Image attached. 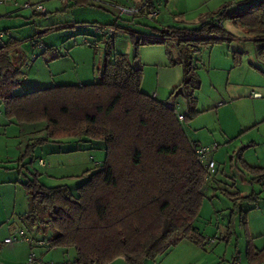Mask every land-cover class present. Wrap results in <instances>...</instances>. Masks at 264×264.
I'll return each mask as SVG.
<instances>
[{
	"label": "rangeland",
	"instance_id": "374dc122",
	"mask_svg": "<svg viewBox=\"0 0 264 264\" xmlns=\"http://www.w3.org/2000/svg\"><path fill=\"white\" fill-rule=\"evenodd\" d=\"M131 1L139 0H88V4L81 6L75 5L74 0H29L31 4H41L43 10L33 14L30 8H20L19 21L9 22L17 25L10 28V36L18 41V51L33 59L31 66L21 65L25 74L22 86L28 82L34 89L40 87L35 82L48 86L71 84L77 79L83 83L97 81V69L107 48L110 53H124L133 68H142L143 92L157 95L160 101H176V110L184 113L180 88L183 63L191 64L189 74H195L200 82L193 95L195 106L201 111L183 122L188 137L198 140L202 147L211 149L216 145L206 158L213 159L219 173L224 170L236 175L235 182L232 177L223 179L218 175L217 178L226 182L220 184L221 189H238L242 196L255 192L256 196L236 199L235 208L222 191L209 189L194 221L198 230L208 237L204 245L181 240L144 264H264V186L262 182L251 181L236 155L240 150L248 164L264 167V51L254 46L244 28L228 18L222 24L230 39L199 45L197 52L194 41L178 42L170 36L157 43H133V38L158 34L153 32V27L192 28L217 10L225 8L230 14L242 0H151L159 11L153 19L145 17L143 12H121L119 7L138 6V2ZM109 25L113 28H108ZM96 27H105L107 32H98ZM32 38L43 46L34 47L35 55L30 49ZM55 55L58 57L49 59ZM2 107L1 104L0 111ZM32 125L40 129L43 123ZM41 135L43 131L19 132L16 125H10L7 131L0 130V212L9 204L17 210L28 205L27 194L19 182L26 179L25 167L39 171L40 180L47 186L67 183L74 191L75 184L82 181L81 174L93 170L104 159L102 141L75 138L34 146L32 157L20 158L33 138ZM31 158L35 161L29 163ZM39 158L45 161V167L38 165ZM248 246L251 260L246 253ZM73 253V249L56 247L45 251L43 259L34 257L43 264H51L50 259L62 263ZM20 264H28V259Z\"/></svg>",
	"mask_w": 264,
	"mask_h": 264
},
{
	"label": "trees",
	"instance_id": "16d2710c",
	"mask_svg": "<svg viewBox=\"0 0 264 264\" xmlns=\"http://www.w3.org/2000/svg\"><path fill=\"white\" fill-rule=\"evenodd\" d=\"M88 3L74 0L75 5ZM146 5L135 13L147 16ZM226 18L244 28L256 48L264 51V0H242L230 14L225 8L217 10L197 27H153L158 34L133 38V43H157L170 36L178 42L194 41L197 52L199 45L227 39L222 24ZM95 30L107 32L105 27ZM13 43L0 42L4 115L19 124L43 123L36 130L43 135L34 137L20 158L32 157L34 146L48 142L75 138L104 143V159L81 174L74 191L67 183L47 186L39 171L24 166L27 175L23 173L26 179L20 183L28 205L19 219L29 230L45 235L47 248L73 249L74 261L68 264H108L118 257L126 264H144L181 240L203 246L208 237L194 221L209 189L222 191L235 208L236 199L256 196L255 192L241 196L239 190L221 189L220 184L226 182L217 178V168L207 170V158L195 151L201 145L186 135L183 122L198 112L193 91L200 82L189 74L191 64L183 63L180 88L187 110L180 121L181 112L174 104L141 90L142 68H133L124 53L104 49L97 81L24 89V71L11 54ZM31 45L43 47L36 38ZM236 155L242 169L252 175L251 181L264 186V168L248 165L240 150ZM247 248L251 260L252 251Z\"/></svg>",
	"mask_w": 264,
	"mask_h": 264
},
{
	"label": "crops",
	"instance_id": "0c3cea01",
	"mask_svg": "<svg viewBox=\"0 0 264 264\" xmlns=\"http://www.w3.org/2000/svg\"><path fill=\"white\" fill-rule=\"evenodd\" d=\"M1 1L2 0H0V32H3V35L1 37V41H2V43H5V42L7 43L8 40L14 41V43L10 45V46H12L10 48L12 50L11 54H12L14 60L18 64H21L23 66H29L30 65V62L31 61L33 62V59H30L29 55H27L25 52H19L18 51V48L19 47L17 46V44H18L17 42L18 41L17 40L15 41V39L10 36V28L11 27H15L17 25H15L13 23H9V22H11L13 20H15V21L18 20L19 21L20 15L17 12V10L20 9V8H22V7L15 6L12 3V0H7V2L9 1L10 4H12V7L13 8H10L8 6V3L7 2H1ZM27 1H29V0H27ZM139 1H131V2H132V4L138 2L136 4V6L138 5L137 6L138 8L142 7L143 5H145L147 3V5L144 7V12L146 11V13L147 12H150V11H153V12H155L157 14V12H159L157 10L158 8L155 7V5L151 2V0H144L143 1V4L141 3L142 0H139ZM36 2H39V1H36ZM140 3H141V5H140ZM223 22L224 21H222V23ZM11 24H13V25H11ZM6 35L8 37H6V39H5V36ZM226 38L227 39H230L228 36H226ZM250 39H252V38H250ZM254 46L256 47L255 44H254ZM30 49L32 50V53L34 54L35 53L34 50H33L34 47L32 45H31ZM240 58L241 57L238 56V59L237 60L240 61ZM35 83L36 84L38 83L39 86H42L41 85L42 83H40V82H35ZM59 84H64V83H59ZM74 84H83V81L81 79H77V81ZM22 88L32 89V85H31V83H28L27 82L26 85L24 84L22 86ZM254 93H259V92L256 91ZM155 97L158 99L157 95H155ZM256 98H258V97H256ZM162 101H167V102H169L171 104L176 103V101L173 102L170 99H166V100H162ZM184 102H185V99H184ZM0 105H1V103H0ZM184 106L186 108L184 110V112H186V110H187L186 103H185ZM198 111L200 112L201 110H198ZM3 115H4V110H3V107H2V111H0V127H1V129L3 131H7L8 128L10 127V125H12V126L13 125H16L18 127L19 132L20 131H23L25 133H33V132H36V130H37V128L36 127H33V125H31V124H24V123L19 124V123L15 122V121H13L11 119L10 120L7 119L5 117V115L4 116ZM7 125H9V126L7 127ZM27 126H28V128L23 129V127H27ZM184 130H185V128H184ZM185 132H186V130H185ZM186 135L188 137L187 132H186ZM193 141H195L196 143H198L199 145H201V143L198 140H193ZM40 159L43 160L42 158H39L38 160H40ZM38 165L41 166L39 163H38ZM248 165H250V164H248ZM45 166H46V163L43 160V167H45ZM256 167H260V166H256ZM262 168H264V167H262ZM217 171H218L217 176L221 174L220 177L222 176V178H228V179H232L233 178V180L235 182V178L234 177H236V175H230L229 173H227L224 170L219 173V169L218 168H217ZM249 175H250V178H251L252 175L251 174H249ZM19 182H21V180ZM234 187H236L235 189H237V186L235 184H234ZM242 195L243 194H241V196ZM26 209H27V206H25V208H23V209H18L17 210V209H15L14 206H12L11 204H9V207L8 208L5 209V207H4V209L1 210V212H0V240H3L4 238H6L8 236H11V235H13L11 237L17 236V231L18 230H23L24 235H25V237H23V238L21 237V238L14 239L13 242H11L9 244H5L4 246L0 247V264H20L22 262V260H24V259L27 260L30 254H33L34 256L40 257V259H43L44 258L45 251H47L48 249H52V248H47L46 245H38L37 243H35L36 240L44 239V236L45 235H42L41 232H38L35 229L29 230L27 227H25L21 223V220L19 219V216L23 212H26ZM249 214H248V216H249ZM26 237H30L33 240V242H28V240L26 239ZM69 250H72V249H69ZM123 260H124L123 257H118V258H116L115 260H113L112 262H110L108 264H114L117 261H123ZM72 261H74V253H73V256L72 257L66 259V261H64L62 263H56L55 261H53L52 259H50L51 264H68V263H71ZM239 264H240V262H239Z\"/></svg>",
	"mask_w": 264,
	"mask_h": 264
},
{
	"label": "built area",
	"instance_id": "2783aa9c",
	"mask_svg": "<svg viewBox=\"0 0 264 264\" xmlns=\"http://www.w3.org/2000/svg\"><path fill=\"white\" fill-rule=\"evenodd\" d=\"M12 3L15 5V6H19V7H22V8H30L32 9V13L35 14L39 11H42L43 10V7L41 4H31L29 1L27 0H12ZM120 11L121 12H131V13H135L138 11V7H135L133 5H131V7L129 8H122V7H119ZM146 17H149V18H154L156 17V13L153 12V11H150L147 13V16ZM3 35V32H0V42H1V37ZM154 95V94H153ZM179 113V112H178ZM178 119L180 121H182L184 119V115L183 113H179L178 114ZM216 148V145H213L211 146V149H215ZM209 149L208 147H197L195 149L197 155L200 157V158H205L207 153L211 150ZM38 163L43 166V160H38ZM215 163L213 162V159H208L207 158V161H206V168L209 172H214L215 170ZM23 238L25 237L24 235V232L23 230H18L17 231V236H14V237H11V236H8L6 238H4L1 242H0V247L4 246L5 244H9L11 242L14 241V239H17V238ZM26 239L28 240V242H33V240L30 238V237H26ZM35 243H37L38 245H47V241L45 239H39V240H36ZM28 264H43V262L40 260V259H36L34 257L33 254H30L29 257H28Z\"/></svg>",
	"mask_w": 264,
	"mask_h": 264
}]
</instances>
